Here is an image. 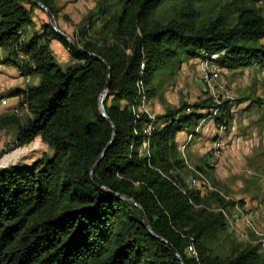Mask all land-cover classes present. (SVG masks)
Returning a JSON list of instances; mask_svg holds the SVG:
<instances>
[{
    "label": "trees",
    "instance_id": "1",
    "mask_svg": "<svg viewBox=\"0 0 264 264\" xmlns=\"http://www.w3.org/2000/svg\"><path fill=\"white\" fill-rule=\"evenodd\" d=\"M38 1L58 19L56 0ZM196 1L125 0L122 11L103 22L99 39L73 37L76 48L50 21L26 37L25 28L35 24L33 9L40 7L34 0H0V47L22 75H40L38 84L11 93L22 96L32 116L18 125L15 142L0 151V159L38 136L53 149L51 157L31 164L0 167V264H182L169 243L185 264H264L260 246L242 241L227 257L212 252L210 239L229 227L213 205L229 209L235 201L186 183L187 163L176 141L178 132L214 114L227 128L232 100L208 97L154 119L140 109L138 80L143 77L150 98L156 70L179 49L200 60L219 55L213 62L222 68L264 65V8L258 5L264 0H229L208 21ZM164 3L174 9L167 21L156 18ZM53 40L74 58L66 69ZM99 56L111 67L105 107L117 134L109 147L114 128L100 111L109 70ZM116 193L141 205L155 234L140 208Z\"/></svg>",
    "mask_w": 264,
    "mask_h": 264
},
{
    "label": "rangeland",
    "instance_id": "2",
    "mask_svg": "<svg viewBox=\"0 0 264 264\" xmlns=\"http://www.w3.org/2000/svg\"><path fill=\"white\" fill-rule=\"evenodd\" d=\"M228 1L197 0L196 8L201 19L208 21L222 13ZM124 2L125 0H56L59 9L57 22L60 29L72 38L81 40V34L86 33L88 38L99 39L98 33L103 27V22L113 13H120ZM258 5L264 8V1L258 2ZM104 6L108 7V11L101 13L99 10ZM33 12L35 24L25 28L26 37L36 30H41L43 22L50 21L41 7H35ZM173 14L172 5L164 3L159 7L156 18L167 21ZM229 21H234L232 14ZM51 48L63 69L74 62L68 48L58 40L52 41ZM22 58H17V61L21 62ZM200 58L189 56L184 49H179L175 58L156 70L149 86L153 88V93L140 109L155 118L158 114L178 108L184 103L192 104L208 97H213L217 102L230 100L226 98V95L230 94L234 100L231 108L233 119L227 128L219 126L214 114L201 120L197 127L191 126L178 133L186 137L189 133L193 134L188 149L184 151L186 156L180 152L181 157L190 165L184 171L186 183L190 186H201L203 193L219 191L226 200L235 201L233 205L228 206L229 209L234 211L233 207L238 203L242 212L252 213L257 224L264 229L257 213L240 203V200L244 203L255 201L264 207V65L253 64L249 67L229 69L214 63L216 78L214 87H210L204 81L203 60ZM35 77L40 75L34 74L31 78L22 75L17 64L9 61V51L0 47V100H6V104L0 107V151L13 145L18 125L26 123L32 116L27 104L23 103L22 96L11 93L15 89L24 90L34 85ZM192 110H188V113ZM12 117H15L17 122H4L5 118ZM223 141V157L214 159L215 143L223 145ZM210 143L212 147L209 154ZM52 155L53 149L38 136L31 143L4 154L0 159V167L31 164ZM198 166L203 167L210 180L202 171L196 169ZM193 181H196V185L192 184ZM213 206L217 211L225 207L216 208L215 204ZM237 214L239 220L235 231L228 227L208 242L212 252L223 258L234 248L240 247L241 241L259 245V238L253 233L249 234L242 215ZM252 235L256 237L253 239ZM260 249L264 254L262 248ZM189 252L192 254L190 250Z\"/></svg>",
    "mask_w": 264,
    "mask_h": 264
},
{
    "label": "bare ground",
    "instance_id": "3",
    "mask_svg": "<svg viewBox=\"0 0 264 264\" xmlns=\"http://www.w3.org/2000/svg\"><path fill=\"white\" fill-rule=\"evenodd\" d=\"M260 3H262V1H260ZM219 55H215L213 56L211 59H207V60H203L202 61V65L204 67V70H203V76H204V81L205 83H208V86L210 87H214V83H215V78H216V73H215V70H216V67L214 66V62H213V59H216ZM145 65H144V62H143V65H142V69H144ZM145 70V69H144ZM145 76V75H144ZM143 79V77H142ZM142 79H139L138 80V83H137V87L139 88V98H140V102H141V106L144 105L145 101H146V89H145V84L143 82ZM226 98L230 99V100H233L232 96L230 94H227L226 95ZM2 101L4 100H0V104L2 103ZM234 101V100H233ZM232 101V102H233ZM219 103H221L220 101H218ZM152 119H154L153 117H151ZM148 129L151 130L152 129V124H150L148 126ZM218 139V138H217ZM220 143L217 142L215 143V147H214V153H213V157L215 158L216 155H217V151H220ZM193 185H196L195 182L192 183ZM235 210L232 211L231 209H225V208H221L220 211L224 214V217L230 227V229H232L233 231H235L234 229L236 228V223L238 222L239 220V214L237 213H240V215H242L245 223H246V226L247 228L249 229V234L253 233L255 234L258 238H259V245H260V248H262V250L264 251V229H262L256 222L255 220V217L253 216L252 213H246V212H242V207L236 203L235 206L233 207ZM219 211V212H220ZM242 213V214H241ZM238 227V226H237ZM246 233V232H245ZM237 234V233H236ZM245 236V235H244ZM254 235H252L253 237ZM254 236L253 239L256 237ZM239 237V235H238ZM242 237V236H241ZM251 237V236H250ZM251 237V238H252ZM257 239V238H256ZM251 243V242H250ZM254 244V243H253ZM257 245V244H256ZM194 253H196V251L194 250Z\"/></svg>",
    "mask_w": 264,
    "mask_h": 264
},
{
    "label": "water",
    "instance_id": "4",
    "mask_svg": "<svg viewBox=\"0 0 264 264\" xmlns=\"http://www.w3.org/2000/svg\"><path fill=\"white\" fill-rule=\"evenodd\" d=\"M48 15L49 19H50V23L52 24L53 28L55 29V31L61 36L63 37L64 39H66L67 41H69L71 44H73L76 48L77 46L75 45L74 43V40L73 38L65 33L64 31H62L58 25V22H57V19L55 17V15L53 14V12L49 9V7H47L43 2L41 1H38V0H34ZM102 60H104V62L106 63L107 67H108V70H109V79H108V82H107V85H106V88L105 90L103 91L102 95H101V98H100V111L102 113V115L104 117H106L108 119L109 122H111V124L113 125V128H114V134H113V139L110 141V144L108 145V147L112 144L113 140L115 139L116 137V134H117V128L113 122V120L108 116L107 114V111H106V107H105V100L107 98V95H108V90H109V86H110V82H111V67H110V64L108 63L107 60H105L103 57L99 56ZM108 147L104 150V152L102 153V155L100 156V158L97 160L95 166L93 167L92 169V176L94 175V172H95V169H96V166L99 164V162L101 161V159L104 157V155L106 154L107 152V149ZM105 190L109 191V192H112L109 188L107 187H103ZM116 195L118 196H122V197H125L129 200H131L135 205H137L141 212H142V215H143V218H144V222H145V225L146 227L149 229V231L153 234H155L153 232V229H152V226H151V223L147 217V214L145 213V210L141 207V205L135 201L134 198L130 197V196H127V195H123V194H120V193H116ZM159 239H161L162 241H165L167 243H169V241L164 238V237H160L158 236ZM173 250L175 251L176 255L178 256V258L181 260L182 264H185V261L181 255V253L179 252V250L173 246L171 243H169Z\"/></svg>",
    "mask_w": 264,
    "mask_h": 264
},
{
    "label": "crops",
    "instance_id": "5",
    "mask_svg": "<svg viewBox=\"0 0 264 264\" xmlns=\"http://www.w3.org/2000/svg\"><path fill=\"white\" fill-rule=\"evenodd\" d=\"M28 77L31 78V75L28 76ZM39 80H40V77H35V79L33 81V84L34 85L38 84L39 83ZM26 81H28V79H26ZM178 133H177V136H176V141L178 143L179 151L181 153H183L184 156H186L184 151H186L188 149V146H189V143H190V139L193 138V134L192 133H189V136L186 137L185 135H180ZM223 144L225 145V141H223ZM211 147H212V143H210V146H209V154H210ZM185 162L187 163V160ZM187 166L189 167L190 165H188V163H187ZM196 169H198V168H196ZM202 172L208 177V175L206 174V172H204V171H202ZM208 179H209V177H208ZM250 203L249 202L248 203H243V205L247 209H249L250 211L257 213V216H258L257 218L259 219L260 223L264 226V207H262L260 204H257L255 201H253V203H251L252 204L251 206L249 205Z\"/></svg>",
    "mask_w": 264,
    "mask_h": 264
},
{
    "label": "built area",
    "instance_id": "6",
    "mask_svg": "<svg viewBox=\"0 0 264 264\" xmlns=\"http://www.w3.org/2000/svg\"><path fill=\"white\" fill-rule=\"evenodd\" d=\"M5 104H6V100L2 101L0 107H2ZM155 118H156V116H155ZM223 153H224V144L220 146V151H217V155L214 159H221L223 157Z\"/></svg>",
    "mask_w": 264,
    "mask_h": 264
}]
</instances>
